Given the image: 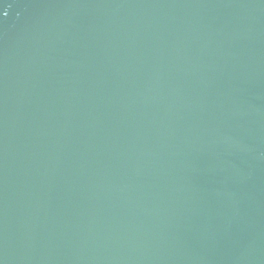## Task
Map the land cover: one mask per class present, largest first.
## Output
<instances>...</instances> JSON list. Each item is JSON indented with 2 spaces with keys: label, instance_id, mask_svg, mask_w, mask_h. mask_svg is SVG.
Instances as JSON below:
<instances>
[{
  "label": "water",
  "instance_id": "95a60500",
  "mask_svg": "<svg viewBox=\"0 0 264 264\" xmlns=\"http://www.w3.org/2000/svg\"><path fill=\"white\" fill-rule=\"evenodd\" d=\"M0 264H264V0H0Z\"/></svg>",
  "mask_w": 264,
  "mask_h": 264
}]
</instances>
